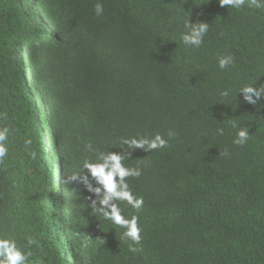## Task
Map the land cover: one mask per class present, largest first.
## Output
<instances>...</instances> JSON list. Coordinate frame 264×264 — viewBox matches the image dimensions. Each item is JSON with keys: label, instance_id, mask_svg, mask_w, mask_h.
<instances>
[{"label": "trees", "instance_id": "1", "mask_svg": "<svg viewBox=\"0 0 264 264\" xmlns=\"http://www.w3.org/2000/svg\"><path fill=\"white\" fill-rule=\"evenodd\" d=\"M221 2L0 0V241L22 264H264V95L240 93L264 89V0ZM198 22L202 44H185ZM113 153L139 172L123 178L139 209L109 201L139 243L85 167Z\"/></svg>", "mask_w": 264, "mask_h": 264}, {"label": "clouds", "instance_id": "2", "mask_svg": "<svg viewBox=\"0 0 264 264\" xmlns=\"http://www.w3.org/2000/svg\"><path fill=\"white\" fill-rule=\"evenodd\" d=\"M244 0H222L220 3L221 6H228L231 5L232 7L239 8L243 5ZM95 14L97 16L102 15L104 9L103 5L97 3L94 8ZM189 31L182 36V40L185 44L192 45L194 47H198L203 42V37L208 32V23L206 22H198L193 25H188ZM231 63L230 57H222L218 60V66L223 69ZM240 93L243 94V98L250 104L255 103L257 100L264 95V89H254L253 87L249 86L244 88ZM228 93L225 92L223 95H227ZM48 100L45 98H41L36 100L35 107L38 110V118L42 114L40 120L38 121L42 125H47L46 121L51 119L50 114L48 113L47 109L44 108V105ZM36 114V113H35ZM37 115V114H36ZM35 119V118H34ZM45 121V122H43ZM219 134H223V129L218 130ZM46 133V132H45ZM168 135L174 136V133L169 131ZM50 134L46 135L44 143L42 142V149L43 151L46 150V153L49 156L53 155V150L49 144ZM249 137L248 131L240 130L237 133V138L234 140V143L237 145H243L247 142ZM3 135L0 134V139H3ZM133 143L138 147H143L145 143L148 144L149 148L155 149L164 147L166 145V141L160 136L156 135L153 140L149 141H141ZM5 153V149L0 147V156H3ZM101 163L91 164L88 163L85 167L88 169L91 177L95 178V180L102 185V189L105 193L104 199L101 201V205L107 207H100L99 210L102 212L103 216L113 222L116 225L124 228L123 236L130 239L134 243H139L140 241V228L137 226V217H132L131 219H125L121 213L120 209L115 204H110L109 201L113 200H126L129 204L133 207L139 209L142 204V199H134L129 191H127V185L123 184V178L130 175H139V172L131 173L128 169L124 168L121 164V156L118 154H109L107 156H103L101 158ZM54 174L51 175V181L53 180ZM119 178V182L117 181ZM54 187V186H53ZM101 189H96V191H100ZM129 250L133 253L137 251L135 247L130 246ZM0 254L4 257L5 264H22L25 257L23 254L18 251L15 247V244L8 240L0 241Z\"/></svg>", "mask_w": 264, "mask_h": 264}, {"label": "rangeland", "instance_id": "3", "mask_svg": "<svg viewBox=\"0 0 264 264\" xmlns=\"http://www.w3.org/2000/svg\"><path fill=\"white\" fill-rule=\"evenodd\" d=\"M46 153H48L47 150H46ZM53 186H54V189H55V188H56V184H55V182H53Z\"/></svg>", "mask_w": 264, "mask_h": 264}]
</instances>
